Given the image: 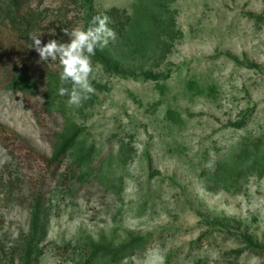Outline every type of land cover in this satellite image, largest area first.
Listing matches in <instances>:
<instances>
[{"label": "rangeland", "instance_id": "obj_1", "mask_svg": "<svg viewBox=\"0 0 264 264\" xmlns=\"http://www.w3.org/2000/svg\"><path fill=\"white\" fill-rule=\"evenodd\" d=\"M24 6L42 42L89 13L126 23L78 107L30 40L24 82L0 80V125L21 142L0 145V264H264V0Z\"/></svg>", "mask_w": 264, "mask_h": 264}, {"label": "clouds", "instance_id": "obj_2", "mask_svg": "<svg viewBox=\"0 0 264 264\" xmlns=\"http://www.w3.org/2000/svg\"><path fill=\"white\" fill-rule=\"evenodd\" d=\"M109 23L107 15L94 16L87 28L65 32L64 35L68 37L66 42L56 39L42 42V34L29 36L30 48L37 53L39 62L59 61L61 86L58 88V95L67 96L69 106L78 107L94 91L90 82V74L94 70L91 58L98 48L117 38L115 31L108 26ZM50 35L55 36V31L52 30ZM65 84H70L71 88L64 87Z\"/></svg>", "mask_w": 264, "mask_h": 264}, {"label": "trees", "instance_id": "obj_3", "mask_svg": "<svg viewBox=\"0 0 264 264\" xmlns=\"http://www.w3.org/2000/svg\"><path fill=\"white\" fill-rule=\"evenodd\" d=\"M97 15H107L110 19L108 26L112 28L116 34L125 26L126 18L120 15L119 11L112 10L106 14L89 13L85 20L86 28L89 26L92 18ZM4 23L9 27V29L3 37L0 35V80L4 81L5 79L7 81V85L16 86L24 82L23 80L20 82L22 77L21 73L16 71L19 64L18 61L21 57L20 52L23 51V47L19 44L22 41L23 44L25 42H29L30 34L36 35V29L40 27V14L27 10L24 6V0H0V26L4 25ZM97 50L92 59L105 67L107 63L105 62L103 56L98 55ZM8 139L20 142V140H18L13 133L9 132L0 125V145L6 147L5 143L10 141ZM73 147H75V145H73ZM77 149L78 153H81L83 150V148L78 147ZM85 159V156L78 157L75 164V170L78 172L80 171V174L76 175V177H79L80 181L86 179V176L84 175L85 168L83 165ZM72 172L74 171L72 170Z\"/></svg>", "mask_w": 264, "mask_h": 264}]
</instances>
